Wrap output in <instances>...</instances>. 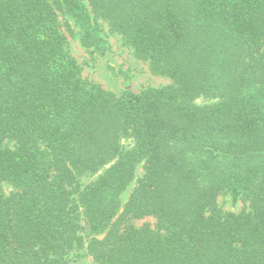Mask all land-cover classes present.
Returning a JSON list of instances; mask_svg holds the SVG:
<instances>
[{
    "label": "trees",
    "instance_id": "trees-1",
    "mask_svg": "<svg viewBox=\"0 0 264 264\" xmlns=\"http://www.w3.org/2000/svg\"><path fill=\"white\" fill-rule=\"evenodd\" d=\"M105 26L171 83L117 95L84 78L69 35L104 54ZM223 194L248 207L225 212ZM82 251L264 264V0H0V264Z\"/></svg>",
    "mask_w": 264,
    "mask_h": 264
},
{
    "label": "rangeland",
    "instance_id": "rangeland-1",
    "mask_svg": "<svg viewBox=\"0 0 264 264\" xmlns=\"http://www.w3.org/2000/svg\"><path fill=\"white\" fill-rule=\"evenodd\" d=\"M103 36L106 40L107 50L104 54L98 52L92 54L80 42L77 36L69 35L70 48L73 56L77 59L83 69V76L90 82L102 86L104 89L117 95L124 91L140 93L147 88H160L171 83L170 79L155 75L149 69L146 62L139 60L133 51L124 45L119 35L111 34L105 26ZM129 146V141H124ZM144 170L140 167L137 171L136 180L141 178ZM98 175L85 176L82 178V185L94 181ZM135 183V182H134ZM134 183L124 193L123 201H127ZM218 205L225 212L240 213L248 207V204L231 194H223L218 198ZM136 227L150 224L155 227L156 220L147 217L132 222ZM70 264H96L93 259L86 255V251L74 254Z\"/></svg>",
    "mask_w": 264,
    "mask_h": 264
}]
</instances>
